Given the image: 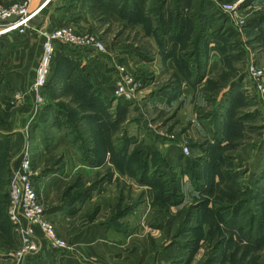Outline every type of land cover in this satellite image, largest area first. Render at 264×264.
<instances>
[{
	"label": "rangeland",
	"instance_id": "1",
	"mask_svg": "<svg viewBox=\"0 0 264 264\" xmlns=\"http://www.w3.org/2000/svg\"><path fill=\"white\" fill-rule=\"evenodd\" d=\"M129 1L71 6L75 21L82 11L92 18L77 31H95L106 46L101 55L110 78H102L114 87L117 66L128 58L142 83L138 98L104 96L80 48L84 71L76 65L74 81L61 85L54 70L44 102H29L39 111L25 113L19 90L0 101V257L19 247L5 207L12 170L27 151L39 201L64 238L74 236V213L90 200L89 220L106 207L97 222L126 231L120 254L139 251L143 264H264V91L257 88L264 82V0ZM177 20L185 27L173 36ZM10 42L0 36V74L7 59L13 62ZM168 56L185 57L174 68ZM219 63L217 72L197 79L207 64L212 72ZM210 111L218 116L210 113L205 122L200 114ZM22 127L24 135L17 134ZM139 156L158 183L138 176ZM140 209L146 215L128 230ZM169 249L165 259L157 257Z\"/></svg>",
	"mask_w": 264,
	"mask_h": 264
},
{
	"label": "crops",
	"instance_id": "2",
	"mask_svg": "<svg viewBox=\"0 0 264 264\" xmlns=\"http://www.w3.org/2000/svg\"><path fill=\"white\" fill-rule=\"evenodd\" d=\"M44 1L45 0H33L32 6L37 8ZM84 1L85 0H47L42 8L43 11L41 9L37 16L40 15L42 18H44L42 24L49 29L64 23H69L72 26L75 24L77 25L75 26L76 28L79 25H90L92 23V18L84 14L85 11L81 12L82 17L79 20H74V6H71V2ZM78 9H80L79 5ZM7 38L8 40L9 38L12 39V42H10L9 46L12 49L10 50L9 55L13 56V62L8 61L7 59L6 71L0 74V101L3 102L4 99H8L10 97L13 99L16 90H19L18 92L22 91L23 95H21L18 99L19 101L25 102V113L28 114L30 111L35 113V111H39V107H33L29 102L33 98L31 95V85L36 75V66L41 55L42 40L44 36L39 31H30L27 34H20L17 36H15V34L8 35ZM69 52L70 50L66 49L64 46H58L56 55L62 56L68 53V55L73 57L77 56L76 53ZM101 53L102 52H99L98 54L87 53L84 54V56L89 60V64L87 66L88 69H91V73L89 72V78H91L93 83L96 82L97 85L100 83L99 86L102 89L103 95L110 97L113 95V87L108 84V81H105L102 78L105 77L107 80V78H110V76H106L105 62L107 59H104L106 57H102L103 55H101ZM164 61L168 66H173L174 68L178 67L176 59H173L171 56H168ZM207 68L204 76H207L213 72H217L221 68V63L216 65L215 69H212V72L207 71ZM69 74V76L65 75V79H60L61 85L67 81H74V69H72L71 73ZM201 83L203 82H200L199 84ZM198 87L199 89H197L196 92L198 94L200 93L201 95L202 85H199ZM190 91L191 89L184 90L183 95H186L187 92ZM104 96L103 98H105ZM199 97V102L195 99V101L198 102V105L194 108L197 109H199L198 106L200 107L201 103L203 102L201 96ZM184 98L187 99V97ZM27 101L28 103H26ZM210 113H213V116L217 117V113L219 112L216 113V111H210L208 114L206 112H201V118L205 122L206 119L211 117L214 118ZM246 115H252V113L247 112ZM256 120H258V118ZM259 123H264V121H260ZM252 124H254L252 126H255L258 123L257 121H252ZM206 126L205 129H208ZM236 128L238 129H235V132L240 133L239 129L243 127L237 122ZM24 129V127L19 128V132L17 134L24 135ZM248 130H250V132L253 131L252 128H249ZM13 150L14 147L11 146L10 151H12V154ZM106 157L108 158V156ZM89 205L90 200H87L86 203L83 204V207L81 206V208L77 210L76 213H74V236L72 235L69 239L66 238L71 246L70 249H53L50 248L45 241H43L42 249L38 254L29 257L26 260L17 261L14 257H12V252L9 251L7 253L8 255L6 254L0 257V264H143V261L141 260L142 255L139 251L135 252L134 250H130L125 254H120L123 251V248H125V245H127L125 244L126 241L124 240V233L126 231L115 233L117 230L107 227L106 223L101 224V221H104L107 213H109L107 208L101 207V210L97 216L94 219L89 220L88 214L91 212V209L87 207ZM141 209L139 210L140 212L138 211L136 214L134 213V215H132L133 219L131 220V225L128 227V230L138 226L141 217L146 215L142 212L143 210L141 211ZM85 211L87 212V218L85 215H81ZM55 213H60V211ZM102 215L104 216L102 217ZM99 219L102 220L97 222ZM140 227H142V224ZM169 252H171L170 249L168 251H162L160 254L158 253L157 257L160 256L165 259L167 254L169 255Z\"/></svg>",
	"mask_w": 264,
	"mask_h": 264
},
{
	"label": "built area",
	"instance_id": "3",
	"mask_svg": "<svg viewBox=\"0 0 264 264\" xmlns=\"http://www.w3.org/2000/svg\"><path fill=\"white\" fill-rule=\"evenodd\" d=\"M46 1L35 10L30 9L31 0H19L11 5L0 6V36L12 35V33L27 34L30 31H39L44 36L36 75L31 85L33 99L37 106L45 100L44 89L52 74V65L58 45L62 44L66 49L74 50L76 54L79 53L80 48L86 49L89 54L106 51L104 42L95 31L78 32L77 28L69 23L50 29L43 24L34 23L32 18L38 12L40 13ZM224 6L227 10H231L235 4L226 3ZM13 14L17 18L8 20V17ZM131 65L128 58L118 64L119 75L114 81L113 93L118 97L135 100L139 97L138 92L141 91L139 86L142 83L135 77L136 74ZM251 68L254 75L260 73L256 65L251 64ZM257 88L264 91V82L259 81ZM184 149L188 150L187 147ZM34 175L35 170L30 155L26 151L21 154L17 166L12 170L5 207L19 245L13 251V257L17 261H23L38 254L42 249L43 241L53 249L66 250L71 247L66 238L59 234L56 225L48 220L44 206L39 201Z\"/></svg>",
	"mask_w": 264,
	"mask_h": 264
},
{
	"label": "trees",
	"instance_id": "4",
	"mask_svg": "<svg viewBox=\"0 0 264 264\" xmlns=\"http://www.w3.org/2000/svg\"><path fill=\"white\" fill-rule=\"evenodd\" d=\"M94 0H90V2H93ZM98 1H101V2H124L125 4H127V2H130L129 0H98ZM132 2V1H131ZM135 2H137V1H135ZM182 4H184V2H182ZM112 5H114V4H112ZM122 5H124V4H122ZM121 7H124V6H121ZM124 8H126V7H124ZM124 8H122V9H124ZM42 11H43V9H42ZM184 15H186L185 13L182 15V13H181V16L179 17V19L180 20H182V19H184ZM41 16L40 15H36V16H34L33 18H32V21H34V23H36V24H42L43 23V21H44V18H40ZM205 17V16H204ZM38 18H40V19H38ZM175 20V18L172 20V21H174ZM37 21V22H36ZM179 20H177V21H175V22H172L173 23V27L172 28H176V29H178L179 31H172V34H173V36H176V33H179V34H181L182 35V30H183V26L185 27V25H183V23L181 22V21H179ZM169 23H171V22H169ZM207 24V23H206ZM206 26V25H205ZM168 29H169V27H168ZM171 31V28H170V30L169 31H166V33L168 32H170ZM201 33H203L204 34V31L203 32H201ZM13 34H15V33H13ZM20 35V34H19ZM1 36H5V37H8V35H5V34H3V35H1ZM205 40H206V38H205ZM61 46H63L62 44H60ZM174 48H176V47H171V49H172V53L174 54L175 52H173L174 51ZM183 49V48H182ZM202 49H204V48H199V50L198 51H196L195 50V54H198L199 52H202ZM224 49H226V47H224ZM223 49V50H224ZM186 51H188V50H185V52ZM71 52H73V53H75L74 52V50H72L71 51V49H70V52L69 53H71ZM187 53H189V51L187 52ZM186 53V54H187ZM183 55H185L184 54V52L182 53ZM229 54V53H228ZM78 55V54H77ZM175 56V55H174ZM186 56H188V54L186 55ZM176 57V56H175ZM184 57L185 56H183L182 58L184 59ZM183 59H181V61H183ZM78 58H77V56H71V55H68V53H66V54H64V55H62V56H57L56 55V53H55V57H54V62H53V65H52V74H51V76H50V78H49V81H48V83H47V85L49 84V82H50V80H51V77H52V75H53V72H54V70H55V72L56 71H59L60 73H59V78L60 79H62V78H66V76L68 75H70L69 73H71V71H72V69H74V72L76 71V65L78 66V68H77V70L78 69H80V70H83L82 68H80L79 67V63H78ZM181 61H177V58H176V62H178V64L179 63H181ZM80 62V61H79ZM84 71V70H83ZM198 74V73H197ZM204 71H203V73H202V76H199V75H197L198 77H197V79H201L204 75ZM66 75V76H65ZM47 87V86H46ZM139 155H142V151H139V152H137ZM137 154V155H138ZM140 157V156H139ZM142 157V156H141ZM141 157H140V160L139 161H136V163H135V167H138L139 168V170H141V174H139L138 176H140L141 177V180L142 181H150L152 184H156V183H158V180H159V178H156V176H153V174L150 176V170H146V164L144 165V161H143V159H141ZM98 162H99V160H98ZM124 165H126L125 163H124ZM145 166V167H144ZM141 168V169H140ZM143 168L145 169V171H147V172H144L143 173ZM176 197V196H175ZM173 200H174V198H173ZM175 202V201H174ZM234 213H237L236 212V207L233 209V211H232V214L234 215ZM6 214V213H5ZM236 216H237V214H236ZM6 217H7V220H8V222L11 224V222H10V220H9V218H8V216H7V214H6ZM263 222H264V220H263ZM12 225V224H11ZM264 225V224H263Z\"/></svg>",
	"mask_w": 264,
	"mask_h": 264
},
{
	"label": "water",
	"instance_id": "5",
	"mask_svg": "<svg viewBox=\"0 0 264 264\" xmlns=\"http://www.w3.org/2000/svg\"><path fill=\"white\" fill-rule=\"evenodd\" d=\"M17 16L15 14L11 15L8 17V20H15Z\"/></svg>",
	"mask_w": 264,
	"mask_h": 264
},
{
	"label": "bare ground",
	"instance_id": "6",
	"mask_svg": "<svg viewBox=\"0 0 264 264\" xmlns=\"http://www.w3.org/2000/svg\"><path fill=\"white\" fill-rule=\"evenodd\" d=\"M31 4H30V9H34L35 10V8L32 6L33 5V0H31ZM31 11H33V10H31ZM37 71V70H36Z\"/></svg>",
	"mask_w": 264,
	"mask_h": 264
}]
</instances>
